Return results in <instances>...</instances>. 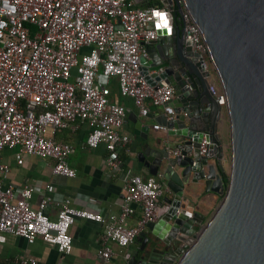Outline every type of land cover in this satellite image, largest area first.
Here are the masks:
<instances>
[{
	"label": "built area",
	"instance_id": "2783aa9c",
	"mask_svg": "<svg viewBox=\"0 0 264 264\" xmlns=\"http://www.w3.org/2000/svg\"><path fill=\"white\" fill-rule=\"evenodd\" d=\"M179 20L200 55L198 64L211 69L207 46L186 9ZM173 28L174 13L161 3L141 7L134 0H0V232L27 243L40 236L67 254L73 247L69 228L77 217H85L103 224L98 253L107 260L113 254L110 242L127 248L148 222L162 217L168 205L160 198L168 187L157 176L129 171L123 174V198L116 214L106 217L45 194L34 207L33 187H15L8 181L10 166L2 160V151L18 147L17 163L24 153L50 158L52 173L73 177L75 169L67 161L73 145L55 140L53 134L86 125L85 145L103 143L108 151L105 165L120 170L119 151L127 150L130 137L120 132L126 110L111 99L109 81L117 80L119 93L130 97L141 115L150 111L149 105L162 106L171 119L174 89L150 83L140 57H148V46ZM152 128L168 130L160 123ZM204 146L202 140L200 153ZM170 152L181 151L174 147ZM133 203L141 214L129 226ZM51 206L57 207L55 218L46 213ZM123 257L128 261L130 253L125 251ZM19 263L36 260L21 257Z\"/></svg>",
	"mask_w": 264,
	"mask_h": 264
},
{
	"label": "water",
	"instance_id": "95a60500",
	"mask_svg": "<svg viewBox=\"0 0 264 264\" xmlns=\"http://www.w3.org/2000/svg\"><path fill=\"white\" fill-rule=\"evenodd\" d=\"M158 3L178 20L183 10L189 12L207 46L212 70L198 64L200 55L180 20L169 35L148 46V57H140L150 83L174 89L173 115L168 120L161 113L159 121L168 127L167 136L180 141L150 138L147 124L128 117L133 132L142 137L138 160L150 175L165 180L172 197H166L162 217L139 233V245L127 263L264 264V0ZM150 110L157 111V106ZM225 118L229 170L220 135ZM174 144L179 155L170 152ZM199 186L202 192L194 195ZM206 193L221 198L204 221L192 198Z\"/></svg>",
	"mask_w": 264,
	"mask_h": 264
},
{
	"label": "crops",
	"instance_id": "0c3cea01",
	"mask_svg": "<svg viewBox=\"0 0 264 264\" xmlns=\"http://www.w3.org/2000/svg\"><path fill=\"white\" fill-rule=\"evenodd\" d=\"M134 2L137 6L143 7L147 3L157 4L158 0H134ZM109 86L111 99L116 100L126 110V119L120 127V132L130 137L127 150L119 151L122 162L120 170H112L105 165L108 151L103 143L96 147L85 145L88 132L86 125H81L75 130L58 129L53 134L55 140L66 141L73 145V151L67 159L69 166L75 169L73 177L52 173L53 161L50 158L24 153L22 163H17L15 154L18 147L5 148L2 151V160L10 166L8 181L15 187L22 185L33 187L34 192L30 201L32 206L36 207L45 194L50 195L56 201L67 200L71 206L76 208L101 212L106 217L118 213L123 198V174L129 171L141 176L150 175L137 158V142L141 141L142 137L133 132L134 123L128 117L136 116L147 124L149 126L147 135L150 138H161L173 143L180 141L176 136H167L162 129L152 128L154 123H160V114L163 113L162 106H157V111L150 110L145 116L141 115L133 100L119 93L115 78L110 79ZM151 106L149 105V108ZM220 135L224 142L228 140L226 118L220 125ZM174 147L175 144L170 149ZM157 177L165 184L163 178ZM47 184L48 188H46ZM201 187L199 186L193 194L199 195L202 192ZM166 197H172L169 190L162 195L160 202L165 203ZM220 198V195L214 193H206L198 198L193 197L194 209L199 211L206 221L213 214ZM46 213L50 218H55L57 207H48ZM140 214V206L135 204L133 213L127 218V224L134 226ZM102 229L103 224L100 222L77 217L69 228L73 247L67 254L60 253L54 245L45 242L40 236L36 237L33 243H27L23 237L0 232V264H20L21 257L33 258L36 264H128L123 253L127 251L131 256L132 251L139 245L137 238L127 248L110 242L109 246L113 254L105 260L98 253L99 235Z\"/></svg>",
	"mask_w": 264,
	"mask_h": 264
},
{
	"label": "rangeland",
	"instance_id": "374dc122",
	"mask_svg": "<svg viewBox=\"0 0 264 264\" xmlns=\"http://www.w3.org/2000/svg\"><path fill=\"white\" fill-rule=\"evenodd\" d=\"M210 68H212V67L210 66ZM216 85L218 86L217 83H216ZM226 121H227V119H226ZM227 124H228V121H227ZM224 145L226 146V149H225V155H226L225 167H226L227 170H229V167H230L229 125H228V140L226 142H224Z\"/></svg>",
	"mask_w": 264,
	"mask_h": 264
},
{
	"label": "trees",
	"instance_id": "16d2710c",
	"mask_svg": "<svg viewBox=\"0 0 264 264\" xmlns=\"http://www.w3.org/2000/svg\"><path fill=\"white\" fill-rule=\"evenodd\" d=\"M151 3H147L144 6L150 5ZM160 4V3H159ZM179 24V20L177 19V15L174 14V26L177 27Z\"/></svg>",
	"mask_w": 264,
	"mask_h": 264
},
{
	"label": "flooded vegetation",
	"instance_id": "af4514ba",
	"mask_svg": "<svg viewBox=\"0 0 264 264\" xmlns=\"http://www.w3.org/2000/svg\"><path fill=\"white\" fill-rule=\"evenodd\" d=\"M185 33V32H184Z\"/></svg>",
	"mask_w": 264,
	"mask_h": 264
}]
</instances>
